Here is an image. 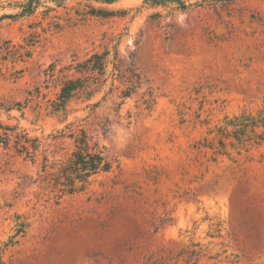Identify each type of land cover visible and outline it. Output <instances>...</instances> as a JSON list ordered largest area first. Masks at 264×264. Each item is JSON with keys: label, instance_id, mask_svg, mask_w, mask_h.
Returning <instances> with one entry per match:
<instances>
[{"label": "rangeland", "instance_id": "1", "mask_svg": "<svg viewBox=\"0 0 264 264\" xmlns=\"http://www.w3.org/2000/svg\"><path fill=\"white\" fill-rule=\"evenodd\" d=\"M20 2L0 0V264H264V0ZM83 142L112 170L60 194L44 158Z\"/></svg>", "mask_w": 264, "mask_h": 264}, {"label": "trees", "instance_id": "2", "mask_svg": "<svg viewBox=\"0 0 264 264\" xmlns=\"http://www.w3.org/2000/svg\"><path fill=\"white\" fill-rule=\"evenodd\" d=\"M23 2L18 3L21 12L19 15H32L40 4L42 0H22ZM98 2H112L113 0H95ZM152 1L157 5H164L162 0H147ZM180 9H186L187 6L183 0L178 2ZM18 16V15H15ZM15 16H3L2 18H12ZM100 56L94 55L93 59H98ZM91 61V60H90ZM81 81L69 80L65 82L61 89L58 100L60 104L58 107L63 108L66 102L73 97V94L83 88ZM127 95V94H125ZM6 133L4 142L6 146L9 145L11 141L10 131L11 128H5ZM8 131V132H7ZM1 139V138H0ZM15 148L17 153L24 154L26 158H33L35 154L39 151L40 144L37 140H31L26 135L17 134L15 136ZM30 143L32 145L30 146ZM82 147L76 150L72 157L64 162L60 168H57L55 164L53 166L49 165L48 158H44L42 165V171L49 178V183L52 187L58 191L60 194H77L86 191L88 186L91 184L92 180L102 173H109L112 170L113 163L111 159L105 154L104 150L100 149L97 145L93 148H89L86 142L82 143ZM47 177L45 180H47Z\"/></svg>", "mask_w": 264, "mask_h": 264}]
</instances>
